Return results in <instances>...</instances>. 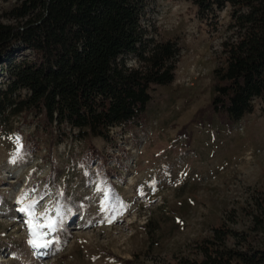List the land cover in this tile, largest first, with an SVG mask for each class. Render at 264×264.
I'll use <instances>...</instances> for the list:
<instances>
[{
    "label": "rangeland",
    "instance_id": "obj_1",
    "mask_svg": "<svg viewBox=\"0 0 264 264\" xmlns=\"http://www.w3.org/2000/svg\"><path fill=\"white\" fill-rule=\"evenodd\" d=\"M22 1L0 0V22L14 23ZM229 12L213 18L188 0H150L144 25L179 55L174 83L151 88L140 127L60 143L33 116L0 124V264H188L224 225L239 235L230 247L264 248V110L233 125L210 109ZM8 80L0 65V89ZM21 144L26 155L13 164ZM32 189L31 199L43 196L37 217L58 224L44 255L29 246L18 210Z\"/></svg>",
    "mask_w": 264,
    "mask_h": 264
},
{
    "label": "trees",
    "instance_id": "obj_2",
    "mask_svg": "<svg viewBox=\"0 0 264 264\" xmlns=\"http://www.w3.org/2000/svg\"><path fill=\"white\" fill-rule=\"evenodd\" d=\"M213 18L230 9V34L214 71L213 113L238 124L264 110V0H188ZM150 0H23L0 22V124L33 116L38 129L68 138L110 139L147 119L153 86L175 81L178 46L157 41L144 25ZM19 56H22L19 59ZM134 58L139 65H129ZM225 225L188 264H264V248L228 245Z\"/></svg>",
    "mask_w": 264,
    "mask_h": 264
},
{
    "label": "snow or ice",
    "instance_id": "obj_3",
    "mask_svg": "<svg viewBox=\"0 0 264 264\" xmlns=\"http://www.w3.org/2000/svg\"><path fill=\"white\" fill-rule=\"evenodd\" d=\"M17 142H19L20 138H16ZM20 151H16L13 153L11 163L16 164L20 160L24 158L26 153L23 151L22 144L20 145ZM36 189H32L29 191L24 192L20 197L17 199V204L21 205L18 209L22 214H26L28 219L26 223L29 227L30 232V239L28 240L29 246L37 250L39 254L44 255L46 253L41 252L40 250L49 249L51 248L52 241L46 240L45 237L49 235V233H55L58 231V224L57 221L54 219L49 218L46 213H41L39 217H37V203L39 199H43V196L37 199H31L34 196ZM30 200L31 202L24 206V202ZM60 213L57 212V215ZM43 220V223H41ZM111 223L112 220L109 219L107 221ZM43 229H47V231H42Z\"/></svg>",
    "mask_w": 264,
    "mask_h": 264
}]
</instances>
